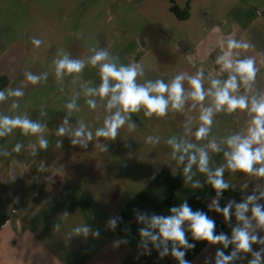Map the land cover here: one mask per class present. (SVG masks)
<instances>
[{"label":"crops","instance_id":"1","mask_svg":"<svg viewBox=\"0 0 264 264\" xmlns=\"http://www.w3.org/2000/svg\"><path fill=\"white\" fill-rule=\"evenodd\" d=\"M128 4L135 17L115 19L104 34L115 40L135 41V49L126 56L129 63L137 57V61L143 62L146 78L168 82L180 71L194 73L200 67L206 72H218L215 58L220 54V41L233 34L254 44L244 54L256 57L260 68L256 86L264 90V63H260L264 60V18L255 15L257 9L264 8V0H128ZM173 5L187 12L188 17L179 19L171 11ZM12 47L11 44L8 48ZM4 50L5 45L0 43V62L6 59ZM10 85L0 74V90ZM10 105L11 100L0 104V112ZM95 115L103 118L104 109L96 110ZM197 115L187 107L182 113L170 112L159 119L146 118L143 111L134 113L132 118L138 125L134 132L129 133L125 126L116 140L100 139V143L108 144L107 153L94 147L96 141L82 149L63 137L61 166H56L54 151L41 150L36 157L30 154L28 145L37 142L36 136L22 142L20 133L14 130L5 144L0 138V149L11 151L16 143L24 145L19 154L0 156V264H178L170 255L159 259L155 249L150 256L137 259L138 229L142 225L136 222L133 209L139 208L149 215H170L169 209L185 198L193 211H205L215 220L217 234L225 232L230 236L231 228L223 216L208 210L214 189L204 183L205 177L199 173L194 179L201 180L204 186L199 189L186 186L182 167L171 159V148L165 143L168 137L183 134L184 122ZM246 121L244 115L237 124L232 116L219 114L213 134L224 137L246 128ZM198 124V119L192 120L193 131ZM45 135L53 137V132ZM150 135L159 136L160 143L154 146L146 143ZM126 142L131 144L130 148L123 146ZM40 161H46L47 172H37ZM222 162V153L212 155L213 167ZM224 178L235 187L223 193L222 207L229 199L240 202L242 195L251 194L255 184L250 182L248 191L242 193L241 185L246 181L243 173L233 175L226 171ZM15 197H19L18 203L14 202ZM12 202L16 214L9 207ZM64 212L70 215L64 217ZM113 216L122 218L115 231L106 228L107 220ZM235 223L233 217L232 224ZM56 224L60 225L59 230L55 229ZM81 224L99 229L100 238L74 237L66 242L65 235ZM125 228L130 229L126 237L129 244L113 249L114 240L125 238ZM187 236L196 245L185 257L192 264H204L205 257H214L216 249L222 247L193 241L191 233ZM225 251L230 252L231 246Z\"/></svg>","mask_w":264,"mask_h":264},{"label":"clouds","instance_id":"2","mask_svg":"<svg viewBox=\"0 0 264 264\" xmlns=\"http://www.w3.org/2000/svg\"><path fill=\"white\" fill-rule=\"evenodd\" d=\"M29 39L34 50L44 44L42 39L35 36ZM254 47L251 41L228 34L220 41V54L215 58L218 72H206L200 67L194 73L180 71L168 82L162 78H146L143 62L122 63L120 56L112 54L107 48L93 47L92 55L85 58H73L64 49L58 50L52 63L55 79L62 85L60 92H64L66 76L72 77L70 82L75 84L80 81V74L87 66L98 68L100 78L98 85H93L91 81L80 83L79 91L64 105L66 113L55 135L68 137L74 147L87 149L90 142L96 141L94 147L107 153L108 144L100 143V139L116 140L120 136V129L125 126L129 133L134 132L138 125L133 121L132 114L141 111L149 119L164 118L170 112L182 113L186 107L198 114L184 122L183 134H174L165 143L171 148V159L182 167L186 186L202 188L204 184L201 180L194 179L199 173L205 177L204 183L214 189L215 196L207 205L208 210L223 216L224 222L231 228V235L225 232L217 234L215 220L205 211H193L186 198L178 206L169 209L170 215H149L135 208L133 212L136 222L142 225L138 229L140 239L137 259L150 256L155 249L159 259L170 255L178 264H192L185 259L187 252L196 246L189 242L187 233H191L193 241L222 246L216 249L214 257H205L204 264H242L245 260L247 264H264V235L260 234L264 232V90L256 86L260 72L256 57L244 54ZM260 63H264V60ZM48 77L47 71L36 74L26 70L19 86L0 90V104L11 100V110H18L19 98L24 97L28 83L37 85L47 82ZM81 96L91 110L103 108L105 111L102 126L94 131L83 118L75 124L70 122L73 113L80 111L77 101ZM46 107L41 105L39 116L42 118L48 115ZM219 114L232 116L237 124L241 115L246 116V128L218 138L213 134V124ZM96 119L99 120L100 116L97 115ZM193 119L199 121L194 131L191 127ZM16 129L24 136L38 137L36 143L28 145L33 157L49 148L50 142L43 135L47 129L46 122L33 120L27 112H16L14 115L0 112V138L9 136ZM189 136L194 139L190 140ZM160 139L159 136L150 135L146 143L154 146L160 143ZM62 146L63 140L57 139L55 147ZM123 146L130 148L131 144L126 142ZM23 148L22 143H16L11 151L0 149V156L11 157L13 153H21ZM221 153L223 162L213 167L212 155ZM47 171L46 161H40L37 172ZM226 171L233 175L244 174L246 181L241 185L242 193L248 191L250 182L255 181V184L251 194L242 195L240 202L229 199L222 207L220 199L223 193L235 187L225 180ZM15 178L13 176V180ZM14 202L18 203L19 197H15ZM63 215L68 217L70 214L64 212ZM233 217L236 221L234 225ZM121 219L119 216L110 217L106 228L115 231ZM59 228L60 225L56 224L55 229ZM124 232L125 238L112 242L113 249L129 244L126 237L130 229L125 228ZM100 236L99 229L81 224L65 235V241L70 242L74 237L86 240L89 237L98 239ZM253 245L259 247L254 249ZM230 246L231 251L226 253L225 250Z\"/></svg>","mask_w":264,"mask_h":264},{"label":"rangeland","instance_id":"3","mask_svg":"<svg viewBox=\"0 0 264 264\" xmlns=\"http://www.w3.org/2000/svg\"><path fill=\"white\" fill-rule=\"evenodd\" d=\"M135 15L128 0H2L0 2V43L5 45L6 56L5 61L0 62V74L10 82V87L15 88L24 80L26 70L36 74L49 72L47 82L37 85L28 83L24 97L19 98L21 106L18 111L27 112L33 120L47 123L45 133L53 132V137L47 138L50 142L48 150L54 151L56 166L63 164V148H56L55 142L57 139H62V147H64L65 139L57 137L55 130L66 113L64 105L76 91H79L80 83L88 81L93 85L100 83L98 68L87 66L80 74V81L75 84L70 82L72 77L66 76L63 84L64 92H60L62 85L55 79L52 63L58 50L64 49L73 58H85L92 55L93 47L107 48L112 54H118L122 63L127 64L129 57L126 54L133 52L136 47L135 41L125 38L115 40L104 33L111 29L115 19H133ZM32 36L44 41L39 49L34 50V46L30 43L29 38ZM11 44L13 47L8 48ZM137 59L138 57L134 61ZM77 103L80 111L73 113L70 118L72 124H75L72 120L83 118L93 131L102 126L103 118L96 119V110H91L87 106L83 96ZM41 105L47 106L48 115L43 118L39 116ZM16 112L17 110H11L10 106L4 107L6 114L14 115ZM15 131L20 133L22 142L29 140V136L22 135L20 130ZM45 133L43 135L46 138ZM3 140L5 144L7 137ZM244 264H247V260Z\"/></svg>","mask_w":264,"mask_h":264},{"label":"trees","instance_id":"4","mask_svg":"<svg viewBox=\"0 0 264 264\" xmlns=\"http://www.w3.org/2000/svg\"><path fill=\"white\" fill-rule=\"evenodd\" d=\"M171 11L181 20H184L188 17V13L181 11L179 8H177L175 5L172 6Z\"/></svg>","mask_w":264,"mask_h":264},{"label":"built area","instance_id":"5","mask_svg":"<svg viewBox=\"0 0 264 264\" xmlns=\"http://www.w3.org/2000/svg\"><path fill=\"white\" fill-rule=\"evenodd\" d=\"M255 15H256V17H258V18H264V8L263 9H257L256 11H255ZM9 207L11 208V212L13 213V214H16V209L14 208V202H12V203H10L9 204Z\"/></svg>","mask_w":264,"mask_h":264}]
</instances>
